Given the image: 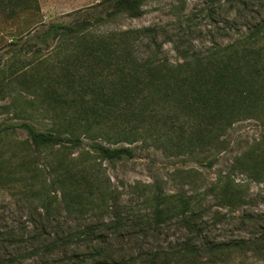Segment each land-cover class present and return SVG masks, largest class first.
Returning a JSON list of instances; mask_svg holds the SVG:
<instances>
[{
	"label": "trees",
	"instance_id": "1",
	"mask_svg": "<svg viewBox=\"0 0 264 264\" xmlns=\"http://www.w3.org/2000/svg\"><path fill=\"white\" fill-rule=\"evenodd\" d=\"M144 1L102 0L83 19L48 30L67 36L72 51L83 48L84 72L68 69L69 77L79 78L70 79L64 92L73 112L68 136L21 122L17 127L26 137L20 148L5 157L0 152V190H14L22 207L18 216H0V264H232L248 255L264 260V210L251 208L258 196L247 194L230 174L189 193L144 184L141 212L121 204L110 177L97 167L132 157L129 145L138 139L177 153L216 148L236 121L254 118L262 132L234 157L231 171L264 181L263 22L223 46L179 50L173 61L152 51L138 54L141 37L155 41L150 27L88 32L94 22L139 17ZM114 113L127 146L94 140L98 116ZM3 134L7 128L0 129V140ZM81 135L93 142L72 156ZM225 218L230 222L220 225Z\"/></svg>",
	"mask_w": 264,
	"mask_h": 264
},
{
	"label": "rangeland",
	"instance_id": "2",
	"mask_svg": "<svg viewBox=\"0 0 264 264\" xmlns=\"http://www.w3.org/2000/svg\"><path fill=\"white\" fill-rule=\"evenodd\" d=\"M101 1L0 0V129H8L0 140L3 157L17 151L19 141L26 137L17 127L21 122L68 136L65 128L73 112L63 102L64 92L70 79H79L69 77V67L74 65L84 72L80 60L83 48L72 51L67 36H54L48 30L56 24L72 25L83 19L86 11L89 15L94 11L91 6ZM142 8L139 17L120 15L112 21H93L88 32L101 34L113 28L150 27L155 41L151 35L141 37L137 41L138 54L152 51L173 61L179 50L205 51L212 43L223 46L248 33L253 25L264 24V0H245V4L229 0H146ZM117 116V113L107 116L111 119L98 116L101 121L91 130L97 129L93 133L95 141L110 146L128 145L123 141V123ZM261 132L257 119L238 120L223 134L216 148L184 153L174 152L159 141L138 139L129 145L133 148L132 157L113 162L103 160L97 167L110 177L121 204L131 206L134 211L146 208L140 197L144 184H158L166 192L189 193L192 189L202 191L224 174L243 183L247 194L258 196L252 209L264 210V181L257 182L238 170L231 171L234 157L246 150ZM80 140L79 147L71 148L72 156L88 149L93 142L84 135ZM133 185L139 187L134 190ZM13 194L12 189L0 190L1 217L21 214V204ZM228 222L230 219L225 218L219 224L227 226ZM232 264H264V260L248 255Z\"/></svg>",
	"mask_w": 264,
	"mask_h": 264
}]
</instances>
